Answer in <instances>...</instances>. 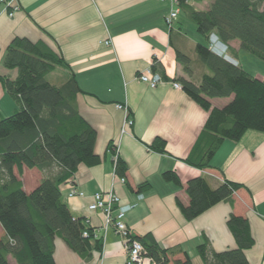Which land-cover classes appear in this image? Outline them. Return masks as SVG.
I'll return each instance as SVG.
<instances>
[{
    "label": "crops",
    "instance_id": "crops-1",
    "mask_svg": "<svg viewBox=\"0 0 264 264\" xmlns=\"http://www.w3.org/2000/svg\"><path fill=\"white\" fill-rule=\"evenodd\" d=\"M17 2L20 10L13 17L0 5V74L17 76V70H8L3 65L13 39L22 37L45 43L68 64L57 67L50 75L60 72L56 79L64 82L58 85L75 76L82 90L76 97L77 108L97 131L95 153L101 163L79 166L74 178L63 184L61 190L72 214L87 219L95 228L96 235L102 238L103 249L86 261L57 237L56 263L129 264L125 239L107 225L103 213L89 209L95 193L114 191L123 203L134 204L126 222L136 237L151 234L164 248L181 246L192 264H204L197 247L206 239L217 252L236 248L227 222L231 214L243 216L248 219L255 239V245L246 252L248 260L251 264H264V132L249 130L239 141L226 140L213 158V168L203 170L184 161L192 153L208 118L206 110L183 89L173 86L175 79L186 76L177 60V50L196 59V45L205 42L187 14L181 10L171 32L165 20L173 7L169 0ZM211 2L205 0L194 6L205 10ZM230 46L234 59L242 66L239 42ZM155 59L160 63L165 82L151 88L138 76L151 68ZM5 93L0 87V97ZM231 99L221 98L218 103L220 98H215L211 102L221 108ZM156 138L166 141L164 153L150 148ZM118 155L128 166L126 183L121 182L115 171ZM168 171L177 173L182 186L165 180ZM15 172L19 176L17 169ZM29 172L33 181L27 187ZM200 176L213 188L225 180L244 187L231 200L187 220L178 200L189 204L187 183ZM20 178L30 192L38 186L43 174L24 167ZM143 183H149L150 187L139 191ZM74 189L82 194L69 197ZM142 264L152 263L145 258Z\"/></svg>",
    "mask_w": 264,
    "mask_h": 264
},
{
    "label": "trees",
    "instance_id": "trees-1",
    "mask_svg": "<svg viewBox=\"0 0 264 264\" xmlns=\"http://www.w3.org/2000/svg\"><path fill=\"white\" fill-rule=\"evenodd\" d=\"M204 1L178 0L180 10L196 25L205 42L196 45V59L177 50V60L187 77L175 79L208 112L203 131L184 160L203 170L213 168V158L226 140L239 141L249 130L264 132V78L226 61L209 46L210 35L216 33L228 47L238 41L240 50L264 61V0H212L205 10L194 6ZM173 29L174 25L171 32ZM3 65L17 70L15 78L0 74V87L17 108L11 116H0V264H57V237L89 261L95 252L102 251V238L87 219L72 214L61 190L79 166L101 163L95 153L97 131L76 105L82 90L74 75L62 85L48 80L57 67L68 64L42 42L16 37L6 50ZM151 69L162 74L156 59ZM230 97L221 108L212 105V99ZM150 148L164 153L166 141L156 138ZM24 167L43 174L30 192L20 178ZM115 171L120 177H126L128 171L119 155ZM164 178L182 186L174 171L166 172ZM149 187L143 183L139 191ZM243 187L225 180L213 188L205 177H196L186 186L189 204L178 200V206L187 220H194L216 204L231 200ZM227 224L236 248L217 252L206 239L197 247L204 264H251L246 252L255 245V239L248 219L231 214ZM134 237L143 244L144 255L152 264H192L181 246L164 248L151 234Z\"/></svg>",
    "mask_w": 264,
    "mask_h": 264
},
{
    "label": "built area",
    "instance_id": "built-area-1",
    "mask_svg": "<svg viewBox=\"0 0 264 264\" xmlns=\"http://www.w3.org/2000/svg\"><path fill=\"white\" fill-rule=\"evenodd\" d=\"M18 0H0V5L4 6V10L7 11L10 17L20 10V5ZM166 1V0H160ZM172 3V9L167 14L165 20L169 27L175 25L178 20V16L181 12L178 6V0H169ZM210 49L214 51L215 54L223 57L226 61L238 66L237 61L232 58L229 53V47L227 44L223 43L216 33H212L209 38ZM108 44V42H106ZM138 79L147 84L151 88H156L160 84L165 82L164 76L159 72H154L151 68L141 71ZM173 86L176 89H182V85L179 82H173ZM129 124L132 125L133 121L129 120ZM126 177H121V182L126 183ZM82 193L76 189L72 190L69 197H74L76 195H81ZM139 199H143L142 195ZM134 204L123 203L121 197L114 191L110 192H98L93 196V202L90 204L89 209L91 211H100L105 215L107 225L113 226L115 231L121 235L126 242L127 249V260L129 264H142L146 257L145 247L143 244L136 239L133 231L129 228L126 217L127 214L133 209ZM87 235V233H85ZM152 263V260L149 258Z\"/></svg>",
    "mask_w": 264,
    "mask_h": 264
},
{
    "label": "rangeland",
    "instance_id": "rangeland-1",
    "mask_svg": "<svg viewBox=\"0 0 264 264\" xmlns=\"http://www.w3.org/2000/svg\"><path fill=\"white\" fill-rule=\"evenodd\" d=\"M209 44H210V42H209ZM230 47H229L228 53H229V55L231 57H233V55H232V53L230 51ZM211 51H213V50H211ZM241 53H242V56H243L242 57V59H243L242 66L244 65L245 66L244 68L248 72H250L251 74H253L255 76L259 75L261 77H264V61L259 59V58H257V57H255L254 55L244 51V50H242ZM59 73L56 72L55 74L49 75L48 76V80L52 84H57V85L61 84L64 81H61V79H58V81H57V79H56V77H57L56 75H58ZM186 77H187V75H186ZM217 101H218V103H220V101H222V100L220 98V100H217ZM15 108H16V102L7 93H5L4 96L2 95L0 97V116L1 117L11 116L14 113ZM23 170H24V168H23ZM32 177H33L32 173L29 172V174L27 175V179H26V182L28 183L26 185L27 187H29V182L33 181ZM0 234H1V230H0Z\"/></svg>",
    "mask_w": 264,
    "mask_h": 264
}]
</instances>
